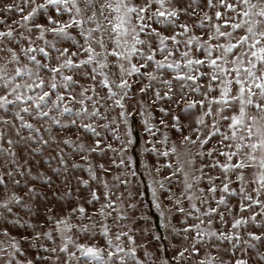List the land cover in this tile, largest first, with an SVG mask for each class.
Segmentation results:
<instances>
[{
	"label": "snow or ice",
	"instance_id": "obj_1",
	"mask_svg": "<svg viewBox=\"0 0 264 264\" xmlns=\"http://www.w3.org/2000/svg\"><path fill=\"white\" fill-rule=\"evenodd\" d=\"M0 264H264V0H0Z\"/></svg>",
	"mask_w": 264,
	"mask_h": 264
},
{
	"label": "rangeland",
	"instance_id": "obj_2",
	"mask_svg": "<svg viewBox=\"0 0 264 264\" xmlns=\"http://www.w3.org/2000/svg\"><path fill=\"white\" fill-rule=\"evenodd\" d=\"M156 116L159 117L160 113L156 112ZM134 121H136L135 124V131H136V135H137V140L138 143L134 149V151H132L131 155L136 159L137 162V169L140 171H143V160L144 157L141 155V149L143 147V133L140 132V126H139V117H134L133 118ZM170 137L175 140L177 137L174 133H169ZM151 159V158H149ZM141 179H143L145 182H147V176H142ZM63 190V189H62ZM142 190L146 191V188H142ZM50 195V193H49ZM145 199H148V197L146 196ZM152 215V226L154 228H158V230L160 232H163L164 230L162 228H159V223H160V218L158 216V213H155V210H153V212L151 213ZM25 219H27V217H25Z\"/></svg>",
	"mask_w": 264,
	"mask_h": 264
}]
</instances>
